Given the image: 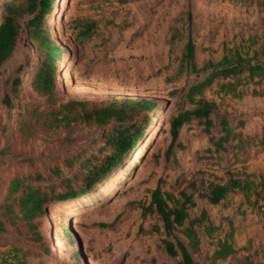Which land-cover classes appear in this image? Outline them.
Returning <instances> with one entry per match:
<instances>
[{
  "label": "rangeland",
  "instance_id": "1",
  "mask_svg": "<svg viewBox=\"0 0 264 264\" xmlns=\"http://www.w3.org/2000/svg\"><path fill=\"white\" fill-rule=\"evenodd\" d=\"M9 1L13 0H0V24ZM44 25L63 48L52 99L31 84L40 56L36 41L29 40L27 33L0 68V262L11 249L21 248L27 251L28 264H179L180 258L165 250L159 217H142L141 204H149L158 180H163L165 191L179 196L192 182L222 184L231 177L264 174V146L237 158L221 151L215 155L210 138L222 135L220 127L206 133L196 121L180 131L177 162L173 157L166 161L169 119L185 103L181 93L206 76L182 67L185 46L191 37L198 68L220 61L235 46L248 47L254 37L259 39L256 48L262 49L264 0H54ZM16 81L20 85L14 92ZM216 90L214 85L204 97L220 104L217 116L227 113L235 133L257 146L264 137V97L220 99ZM7 95L9 106L3 103ZM128 98L152 101L157 107L148 113L149 125L138 143L104 179L77 197L54 202L32 225L7 213L2 204L12 179L40 173L47 179L39 182L41 186L55 194L78 192L113 152L104 136L110 127L80 122L57 127L52 111L72 100L105 105ZM257 134L260 138L254 140ZM236 141L231 136L227 146ZM262 197L264 193L255 203L254 194L247 199L233 193L210 205L195 194L192 218L204 210L217 229L210 238L198 228L201 247L191 251L194 261L239 264L249 256L264 262ZM154 226L160 227L159 233ZM230 230L238 252L214 262L217 242ZM61 232L76 233L79 245L71 244ZM176 234L188 244L182 229Z\"/></svg>",
  "mask_w": 264,
  "mask_h": 264
},
{
  "label": "trees",
  "instance_id": "2",
  "mask_svg": "<svg viewBox=\"0 0 264 264\" xmlns=\"http://www.w3.org/2000/svg\"><path fill=\"white\" fill-rule=\"evenodd\" d=\"M53 3L54 0L6 2L0 24V68L13 57L22 34L27 33L29 40L36 41V50L40 56V67L31 84L35 91L50 99L56 95L55 74L63 54V48L51 38L49 28L44 25L45 15L52 11ZM23 20L27 21L23 23ZM251 41L248 47L235 46L227 50L220 61H208L202 68H198L194 62L195 44L189 37L182 58V67H187L197 75L206 74V76L190 85L186 92L181 93L185 103L169 119L171 142L165 151L166 161L173 157L174 162H177L175 150L182 149L179 141L180 131L193 121L204 125L206 133L212 127H220L222 135L216 140L210 138L214 144L215 155L221 151L237 158L264 146V137L260 138L258 134L254 135V140L260 138V141L256 142L257 146L250 143L252 139L243 140L240 133H235L227 113L217 116L220 104L204 97V92L212 89L214 85L217 86L215 93L220 99L226 96L241 99L245 95L264 97V42L262 49H257L259 39L254 37ZM19 85V81L13 83L14 92ZM3 103L10 105L8 95L4 97ZM156 107V103L152 101L129 98L105 105L72 100L63 104L59 110L52 111L57 127L63 125L67 128L79 122L104 129L110 127L104 136L107 146L112 147L113 152L93 169L88 176L87 185L78 192L71 189L65 194H55L51 188L41 186L39 182L42 183L47 179L40 173L16 177L8 185V194L2 207H7V213L14 214V218L32 225L36 218L44 215L54 202L69 200L87 192L104 179L121 162L124 155L135 147L149 125L148 113L155 111ZM51 123L53 124V121ZM242 123L243 121L240 122ZM231 136L237 141L227 146ZM162 184L163 180L159 179L156 188L151 192L149 204H141L142 217L144 219L152 215L159 217L166 236L165 250L169 256L179 257V264H198L191 253V251H199L201 247L198 228H203L210 238L217 228L204 210L198 217L192 218L190 209L196 207L195 194L210 205L220 204L233 193L244 194L247 199L254 194L255 203H258L260 195L264 193V174L244 178L231 177L222 184L201 180L198 186L192 182L188 188L179 192V196L165 191ZM9 198L13 199L11 203H8ZM262 201L264 202V197ZM2 226L3 223L0 222V228ZM178 229H182V234L188 240L187 245L176 234ZM153 230L159 233L160 227L154 226ZM233 234V230H230L224 239L218 240L217 248L212 255L214 262L225 261L238 252ZM61 235H64L71 244L79 245L76 234L61 232ZM57 236L60 237V234ZM6 255L0 264H28L27 251L21 248H13ZM75 256L79 258L77 254ZM239 264H264V262L254 261L246 256Z\"/></svg>",
  "mask_w": 264,
  "mask_h": 264
},
{
  "label": "bare ground",
  "instance_id": "3",
  "mask_svg": "<svg viewBox=\"0 0 264 264\" xmlns=\"http://www.w3.org/2000/svg\"><path fill=\"white\" fill-rule=\"evenodd\" d=\"M72 202L75 204V203L78 202V200L74 199ZM76 227H78V226H76ZM76 231H79V230L77 229ZM55 232H56V231H55ZM74 234H76V233H74Z\"/></svg>",
  "mask_w": 264,
  "mask_h": 264
}]
</instances>
